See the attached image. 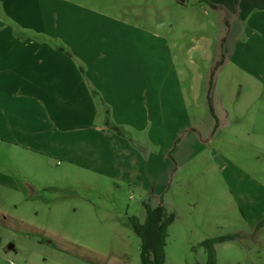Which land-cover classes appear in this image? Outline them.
I'll list each match as a JSON object with an SVG mask.
<instances>
[{"label": "rangeland", "instance_id": "374dc122", "mask_svg": "<svg viewBox=\"0 0 264 264\" xmlns=\"http://www.w3.org/2000/svg\"><path fill=\"white\" fill-rule=\"evenodd\" d=\"M212 4L4 1L15 32L46 27L35 39L110 75L93 94L96 122L129 123L131 140L107 155L86 145L83 158L75 145L49 156L0 142V264H141L130 218L143 223L144 204L175 216L164 264H208L202 242L225 235L214 264H264V122L252 121L264 86L224 48V8Z\"/></svg>", "mask_w": 264, "mask_h": 264}, {"label": "crops", "instance_id": "0c3cea01", "mask_svg": "<svg viewBox=\"0 0 264 264\" xmlns=\"http://www.w3.org/2000/svg\"><path fill=\"white\" fill-rule=\"evenodd\" d=\"M4 1L0 0V142L49 156H68L75 145L80 146L76 156L83 158L93 152L86 145L102 146L107 155L112 142L131 140L120 131L129 123L109 116L112 121L106 120L117 127L113 129L106 121L96 122L93 94H99L95 88H100V81L108 82L102 86L109 89L110 75L101 74L98 68L84 73L68 56L66 45L35 39L38 33L49 31L46 27L18 25L15 32L5 24L4 15L14 17L15 12L6 13ZM210 2L213 8H224V48H233L247 77L264 86V0ZM29 32H33L30 39L23 35ZM260 114L253 117V123L264 122ZM224 171L229 176L226 166Z\"/></svg>", "mask_w": 264, "mask_h": 264}, {"label": "trees", "instance_id": "16d2710c", "mask_svg": "<svg viewBox=\"0 0 264 264\" xmlns=\"http://www.w3.org/2000/svg\"><path fill=\"white\" fill-rule=\"evenodd\" d=\"M106 123L113 129L117 128L108 120H106ZM144 207L145 220L143 223H139L136 218H130L134 231L140 239V263L164 264L168 228L175 216L172 212H168L162 204L155 207L144 204ZM231 238L232 235H225L224 237L206 239L202 242V245L208 251V264H214V244Z\"/></svg>", "mask_w": 264, "mask_h": 264}]
</instances>
